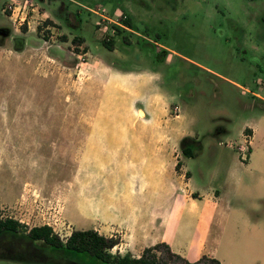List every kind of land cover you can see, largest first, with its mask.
<instances>
[{
	"label": "rangeland",
	"instance_id": "374dc122",
	"mask_svg": "<svg viewBox=\"0 0 264 264\" xmlns=\"http://www.w3.org/2000/svg\"><path fill=\"white\" fill-rule=\"evenodd\" d=\"M24 2L0 0L1 216L27 230L50 226L62 240L77 231L65 214H75L76 189L107 169L79 150L75 134L104 112L91 68L105 63L172 85L183 114L197 118L193 129L206 134L201 150L192 147L195 160L221 163L229 190L241 181L210 232L198 233L191 260L204 252L221 264H264V100L255 97L264 99V0ZM10 4L26 9L24 24L4 11ZM246 123L257 128L252 148ZM221 130L230 132L223 146ZM156 253L177 264L165 247Z\"/></svg>",
	"mask_w": 264,
	"mask_h": 264
},
{
	"label": "crops",
	"instance_id": "0c3cea01",
	"mask_svg": "<svg viewBox=\"0 0 264 264\" xmlns=\"http://www.w3.org/2000/svg\"><path fill=\"white\" fill-rule=\"evenodd\" d=\"M91 70L104 112L94 118L92 127L77 128L75 134L82 136L79 150L91 152L93 161L97 157L99 166L107 169L105 177L92 179L91 186L77 187L75 214L67 209V220L77 231L119 236L114 249L120 253L124 249L135 258L161 244L191 263L204 256L215 258L202 252L191 260L188 250L200 240L198 233L210 232L215 217L226 210V199L241 182L245 165H238V178L236 173L231 177L240 182L229 190L221 163L195 160L206 134L193 129L197 118L183 114L187 104H179L172 85L144 73H120L105 63L94 64ZM175 107L180 114L173 113ZM255 125L245 126L252 135L251 148L257 136ZM229 133H215L219 146ZM187 138L200 145L189 150L193 151L190 158L181 147Z\"/></svg>",
	"mask_w": 264,
	"mask_h": 264
},
{
	"label": "trees",
	"instance_id": "16d2710c",
	"mask_svg": "<svg viewBox=\"0 0 264 264\" xmlns=\"http://www.w3.org/2000/svg\"><path fill=\"white\" fill-rule=\"evenodd\" d=\"M126 22L131 25L130 21ZM113 42L114 39L110 37L104 41V45L113 50ZM187 140L193 146L184 147ZM182 145L183 154L187 158L193 154V151H189L192 147L200 146L194 145L190 139H185ZM119 243L118 239L101 236L95 230L73 231L68 239L62 240L50 226L27 230L19 221L4 219L0 213V260L23 264H168L167 260L158 257L156 253L161 247H165L177 264H221L208 256L191 263L174 254L165 244L146 249L140 258H134L130 254L122 256L111 253Z\"/></svg>",
	"mask_w": 264,
	"mask_h": 264
},
{
	"label": "built area",
	"instance_id": "2783aa9c",
	"mask_svg": "<svg viewBox=\"0 0 264 264\" xmlns=\"http://www.w3.org/2000/svg\"><path fill=\"white\" fill-rule=\"evenodd\" d=\"M25 5L31 4L30 0H25ZM32 6V5H31ZM26 9H24L25 11ZM5 12H8L11 14V18H15V20H18L20 18L21 23H25L27 20V15H25L24 11H21V6H17L15 4H10L7 6V8L4 10ZM25 15V16H24ZM242 158L246 160V155H242Z\"/></svg>",
	"mask_w": 264,
	"mask_h": 264
}]
</instances>
